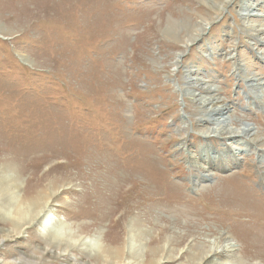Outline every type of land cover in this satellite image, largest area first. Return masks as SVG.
<instances>
[{
    "label": "rangeland",
    "instance_id": "obj_1",
    "mask_svg": "<svg viewBox=\"0 0 264 264\" xmlns=\"http://www.w3.org/2000/svg\"><path fill=\"white\" fill-rule=\"evenodd\" d=\"M200 85L262 141L213 132ZM206 148L238 164L194 187ZM221 234L264 264V0H0V259L141 264L161 237L158 263L187 264Z\"/></svg>",
    "mask_w": 264,
    "mask_h": 264
},
{
    "label": "bare ground",
    "instance_id": "obj_2",
    "mask_svg": "<svg viewBox=\"0 0 264 264\" xmlns=\"http://www.w3.org/2000/svg\"><path fill=\"white\" fill-rule=\"evenodd\" d=\"M245 10L247 11V12H245V15L246 14L250 15V8L245 9ZM189 78L194 79L191 75H189ZM199 82L201 83L202 81H196V83H199ZM193 84H195V83H193ZM199 88L201 91H199L198 93L195 91L194 92L192 91L191 94L188 93V95L191 96L190 98L195 103L200 104L203 107H206L209 114L212 115L213 118L211 117L212 119H210V118L209 119L211 121L213 120V122H216L218 124V127L214 128L212 130L213 132H216L219 134H220V132L221 133L225 132L226 134H229V135H236L238 133H243V134L250 136V139L253 140L254 142H261L262 141V139H259V137L255 136L256 135V129L249 122L245 121L242 123L241 127L239 126V127H236V129H235V127L232 123L231 113L229 112L231 109L228 106V104H225L222 101L221 97L218 96V94H216L217 89L215 87L200 85ZM253 88H254V86H253ZM254 89H256V88H254ZM261 98H263V96H261L260 99ZM257 99H259V98H257ZM204 146H205V144H204ZM208 149L209 148H206L205 151L203 150L205 153L204 156L202 154L203 161L206 160L207 165L202 166V163H200V162H198V164L195 165L196 170H197V174L195 175L196 182L194 183L195 184L194 187H200L201 183H202L201 181H207V180H211L212 178H214L213 175L215 174V172L227 171V170L233 169L234 166H236L238 164V162H237L238 159H236V157H235L236 153H234L230 150H228V151L225 150V151L221 152L220 150H214L213 148H210L209 152H207ZM223 152H225L226 155L231 156V159L227 163H222L223 159L220 156V154ZM224 161H226V160H224ZM33 206H35V204L31 205V207H28V209L26 211H23L22 213L14 214L11 216L12 218L16 219L15 223L17 224V226L24 224V223L30 224L34 220H36L38 217H42L44 215L43 213L46 212L44 209L45 206H47L46 202L42 208L39 207L36 209ZM47 216H49V214L44 216L45 222L47 220V218H46ZM155 220H156V224H158L159 216H157ZM130 229H131V227H130ZM51 230H53V229H51ZM42 232H44L45 236L47 238H49L52 243L54 242L57 245L67 246L71 250L77 249V250L82 251L83 253H86V251L87 252L92 251V253H93L94 250L91 247H93L94 249L97 248L98 250H96V257H97L96 260L101 259V260H104V261L110 263L114 259L119 258L120 255L123 254L119 250L118 247H115V249L113 251L109 250L108 247H102V245L98 243V240L93 241V242H89V241H86V239L85 240L82 239L81 237H75L74 234H72V236L67 235L68 237L65 236L66 238L63 235H55L54 233H52V231H50L48 229V227L46 225H45V228L43 227ZM159 236L160 235H158V237ZM5 238H2V239H5ZM220 238H222L224 240V243L223 242H222V244H219V242L215 243V245L211 246L204 253H202V254L198 253L197 257H195L196 255L190 257L189 258L190 262H187V264H234L235 261L237 262L238 256L235 253L236 248H234V244H232V242L230 241L231 238L225 234H221ZM156 239H157V237H156ZM159 239L161 240V237H159L158 240L154 243L155 246H153V248L147 252L148 256L146 258V263L144 262L141 264H159L157 261V255L160 254L159 252L161 250V244H159V242H160ZM193 240H194V238H193ZM172 243L173 242H171V245H172ZM89 244H91V245H89ZM136 245H137V243H132V246H131L132 250H131L130 254H133L138 259L140 256V253H138V252H140V249L138 248L139 246L136 248ZM193 245H195V243ZM101 251H102V253H101ZM99 262H100V260H99ZM128 262L130 264H140V262H138V261L137 262L136 261H128ZM0 264H8V263H6V261L4 259H0Z\"/></svg>",
    "mask_w": 264,
    "mask_h": 264
}]
</instances>
